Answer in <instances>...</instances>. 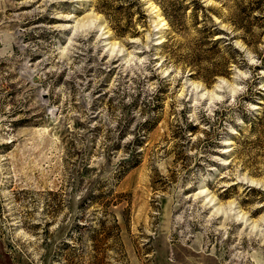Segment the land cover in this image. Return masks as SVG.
<instances>
[{
    "label": "rangeland",
    "instance_id": "rangeland-1",
    "mask_svg": "<svg viewBox=\"0 0 264 264\" xmlns=\"http://www.w3.org/2000/svg\"><path fill=\"white\" fill-rule=\"evenodd\" d=\"M0 264H264V0H0Z\"/></svg>",
    "mask_w": 264,
    "mask_h": 264
},
{
    "label": "trees",
    "instance_id": "trees-1",
    "mask_svg": "<svg viewBox=\"0 0 264 264\" xmlns=\"http://www.w3.org/2000/svg\"><path fill=\"white\" fill-rule=\"evenodd\" d=\"M235 25H236V26L239 25V27H241V28H242V27H243V28H246L245 26H242V24H239L238 22H237V24H236V22H235ZM240 25H241V26H240Z\"/></svg>",
    "mask_w": 264,
    "mask_h": 264
}]
</instances>
